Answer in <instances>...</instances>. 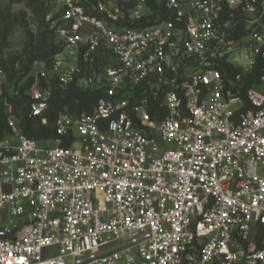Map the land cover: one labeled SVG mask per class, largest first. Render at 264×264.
I'll list each match as a JSON object with an SVG mask.
<instances>
[{"label":"built area","instance_id":"2783aa9c","mask_svg":"<svg viewBox=\"0 0 264 264\" xmlns=\"http://www.w3.org/2000/svg\"><path fill=\"white\" fill-rule=\"evenodd\" d=\"M155 1L46 14L31 116L53 80L98 96L42 141L4 98L0 264H264V0Z\"/></svg>","mask_w":264,"mask_h":264},{"label":"trees","instance_id":"16d2710c","mask_svg":"<svg viewBox=\"0 0 264 264\" xmlns=\"http://www.w3.org/2000/svg\"><path fill=\"white\" fill-rule=\"evenodd\" d=\"M9 3L25 2L32 13L37 17L39 28L34 33L29 28L28 21L22 19V27L26 33L27 40L20 54L9 55L4 57V50L7 48V40L15 26L16 19L7 11L6 16L0 17V66L5 70L7 80L4 85L3 94L0 95V137L4 136L8 131L7 112L4 105V98L14 106V112L18 117V124L23 133L30 138L38 141L55 138L56 122L62 111L79 113L86 109L93 110V106L97 100V91L90 89H81L75 85L67 88L60 87L53 80L51 85V95L48 101V107L41 116H31L28 106L29 96L27 90L34 83L35 77L32 73L35 70L37 62H45L48 67L51 66L53 57L61 49V41L56 35L49 30L45 21L47 13L54 10L58 0H8ZM96 1V0H92ZM147 3L156 8L155 0H146ZM19 66V68H17ZM27 79L23 84L21 81ZM256 82V78L249 85ZM46 85L44 79L41 80ZM46 118V123H43ZM68 145V143H65Z\"/></svg>","mask_w":264,"mask_h":264},{"label":"rangeland","instance_id":"374dc122","mask_svg":"<svg viewBox=\"0 0 264 264\" xmlns=\"http://www.w3.org/2000/svg\"><path fill=\"white\" fill-rule=\"evenodd\" d=\"M110 1L120 2L122 0H110ZM7 11H9L12 16L14 15L11 19L15 18L16 23L12 30L11 35L7 40L8 46L7 48H5L3 52L5 58L9 55L20 54L25 46L27 36L22 27L23 17H24V22L28 21L29 28L32 29L34 33H37L39 28L37 17L32 13L31 9L28 8L25 2L11 4L9 3L8 0H0V17L1 14L2 16L5 17ZM2 24L3 23H0V28ZM17 68H19V66H17ZM33 74H35V72H33L32 75ZM26 80L27 79H23L21 81V84H23ZM260 89L264 91V86L260 87Z\"/></svg>","mask_w":264,"mask_h":264}]
</instances>
